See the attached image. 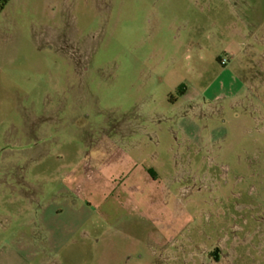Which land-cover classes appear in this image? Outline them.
<instances>
[{
  "label": "rangeland",
  "instance_id": "rangeland-1",
  "mask_svg": "<svg viewBox=\"0 0 264 264\" xmlns=\"http://www.w3.org/2000/svg\"><path fill=\"white\" fill-rule=\"evenodd\" d=\"M0 264H264V0H11Z\"/></svg>",
  "mask_w": 264,
  "mask_h": 264
},
{
  "label": "trees",
  "instance_id": "trees-1",
  "mask_svg": "<svg viewBox=\"0 0 264 264\" xmlns=\"http://www.w3.org/2000/svg\"><path fill=\"white\" fill-rule=\"evenodd\" d=\"M11 0H0V12H2L4 10V8L7 6V4L10 2ZM217 251L215 250L212 255L214 256V258H218L217 255Z\"/></svg>",
  "mask_w": 264,
  "mask_h": 264
},
{
  "label": "built area",
  "instance_id": "built-area-1",
  "mask_svg": "<svg viewBox=\"0 0 264 264\" xmlns=\"http://www.w3.org/2000/svg\"><path fill=\"white\" fill-rule=\"evenodd\" d=\"M227 59H225V58H223V59H221L220 60V63L222 64V65H226L227 64Z\"/></svg>",
  "mask_w": 264,
  "mask_h": 264
},
{
  "label": "crops",
  "instance_id": "crops-1",
  "mask_svg": "<svg viewBox=\"0 0 264 264\" xmlns=\"http://www.w3.org/2000/svg\"><path fill=\"white\" fill-rule=\"evenodd\" d=\"M223 66H225V65H223Z\"/></svg>",
  "mask_w": 264,
  "mask_h": 264
}]
</instances>
